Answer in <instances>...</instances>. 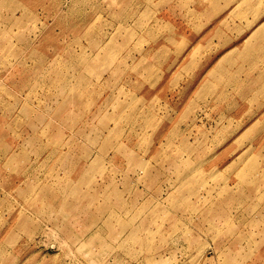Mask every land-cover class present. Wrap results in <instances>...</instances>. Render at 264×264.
Returning a JSON list of instances; mask_svg holds the SVG:
<instances>
[{
	"label": "rangeland",
	"instance_id": "obj_1",
	"mask_svg": "<svg viewBox=\"0 0 264 264\" xmlns=\"http://www.w3.org/2000/svg\"><path fill=\"white\" fill-rule=\"evenodd\" d=\"M0 264H264V0H0Z\"/></svg>",
	"mask_w": 264,
	"mask_h": 264
},
{
	"label": "bare ground",
	"instance_id": "obj_2",
	"mask_svg": "<svg viewBox=\"0 0 264 264\" xmlns=\"http://www.w3.org/2000/svg\"><path fill=\"white\" fill-rule=\"evenodd\" d=\"M209 75V74H208Z\"/></svg>",
	"mask_w": 264,
	"mask_h": 264
},
{
	"label": "crops",
	"instance_id": "obj_3",
	"mask_svg": "<svg viewBox=\"0 0 264 264\" xmlns=\"http://www.w3.org/2000/svg\"><path fill=\"white\" fill-rule=\"evenodd\" d=\"M202 73V72H201Z\"/></svg>",
	"mask_w": 264,
	"mask_h": 264
}]
</instances>
